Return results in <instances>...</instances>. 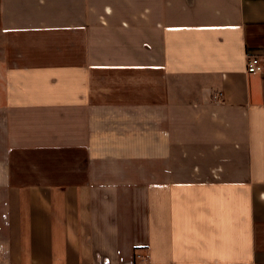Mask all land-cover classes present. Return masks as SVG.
I'll return each instance as SVG.
<instances>
[{
	"label": "crops",
	"instance_id": "1",
	"mask_svg": "<svg viewBox=\"0 0 264 264\" xmlns=\"http://www.w3.org/2000/svg\"><path fill=\"white\" fill-rule=\"evenodd\" d=\"M0 29V264H264V0H0Z\"/></svg>",
	"mask_w": 264,
	"mask_h": 264
},
{
	"label": "built area",
	"instance_id": "2",
	"mask_svg": "<svg viewBox=\"0 0 264 264\" xmlns=\"http://www.w3.org/2000/svg\"><path fill=\"white\" fill-rule=\"evenodd\" d=\"M247 69H248L249 72H259V71H261V69H262L261 60H259L258 58H249L248 59ZM219 96H221V94H219Z\"/></svg>",
	"mask_w": 264,
	"mask_h": 264
},
{
	"label": "rangeland",
	"instance_id": "3",
	"mask_svg": "<svg viewBox=\"0 0 264 264\" xmlns=\"http://www.w3.org/2000/svg\"><path fill=\"white\" fill-rule=\"evenodd\" d=\"M2 37H3V35L1 34V29H0V49L2 48V43H3V38Z\"/></svg>",
	"mask_w": 264,
	"mask_h": 264
}]
</instances>
